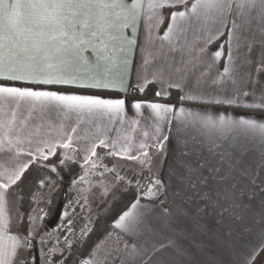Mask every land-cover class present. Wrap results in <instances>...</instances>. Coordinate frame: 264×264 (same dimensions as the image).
Returning a JSON list of instances; mask_svg holds the SVG:
<instances>
[{
	"label": "snow or ice",
	"instance_id": "1",
	"mask_svg": "<svg viewBox=\"0 0 264 264\" xmlns=\"http://www.w3.org/2000/svg\"><path fill=\"white\" fill-rule=\"evenodd\" d=\"M166 7L175 9L168 15L170 23L162 36L154 37L153 33L165 20L159 10ZM181 7L183 10H179ZM142 16L146 39L135 90L143 93L154 85L157 87L154 97L161 99L168 97L170 90H179L180 105L200 101L264 112V80L260 78L264 75V38L257 41L243 35L244 31H250L254 19L259 21L264 35V0H147V3L145 0H0V264H28L19 252L29 247V236L9 234L6 196L7 190L21 180L33 163L32 157L47 161L56 154L57 148L72 149L74 139L95 137L99 143L93 142L84 149L88 153L84 160L89 162L97 155L98 146L116 148L118 140L109 142L106 127L117 122L123 124L127 115L123 98L66 93L35 86L60 85L127 93L126 77L131 72L130 57L135 52ZM210 21L218 25L215 31L210 28ZM193 28L206 33L202 45L188 41L186 33ZM129 29L131 37L126 34ZM86 30H90L88 34L92 37L102 38L101 51L105 54L98 57L95 65L85 69V76L81 75L78 65L80 45L87 42L83 39ZM220 37H225L224 43L209 53L208 45ZM156 40L160 44L156 52H152L149 46ZM257 43L261 51L254 61L251 53ZM242 48H246L243 54L240 53ZM117 51L125 54L119 62L115 57ZM224 56L226 63L221 71L217 61ZM100 60L104 61L103 67ZM120 63L124 66L123 75L112 70ZM245 67L248 70L242 72ZM209 79L219 91L205 100L202 85ZM249 88L250 91L246 90ZM248 96L255 97L258 102L244 103L243 98ZM145 106L151 110L153 143L140 142V155L137 156L129 154L132 137L125 136L129 142L112 154L125 155L142 167L148 165L151 172L152 157L145 149L155 148L154 155L161 159L166 157L175 121L176 148L168 175L169 180H175L179 186L176 194L192 190L200 199L218 208L221 214L238 215V210L244 207L239 202L240 197L248 193L230 181L235 180L237 174L246 177L253 196L257 181L264 185V152L257 171L245 164L247 149L240 143L243 137L257 140L264 146V116L234 118L153 101L132 104L138 113ZM139 123L138 119L131 121L132 125ZM143 136L149 137V132L144 131ZM25 144L29 146L27 149L23 147ZM21 154L28 159L21 161ZM65 160H72V156L65 153L59 163L64 164ZM95 166L92 162V167ZM158 168L157 164V171ZM52 170L55 171V167ZM209 178L217 181L218 186L208 188ZM39 183L43 186L44 180ZM164 188L165 182L154 174L142 195L157 198ZM162 211L168 215V209ZM145 215V206L137 198L115 221L116 229L136 238L131 244L124 242L128 250L126 264H154L156 253L168 246L149 243L148 239L140 242L147 228ZM37 226L33 217L30 231L35 232ZM116 240L121 241L119 234ZM171 243L169 241V245ZM261 253H264V243L252 249L244 264H255ZM89 257L81 264H107L100 244Z\"/></svg>",
	"mask_w": 264,
	"mask_h": 264
},
{
	"label": "crops",
	"instance_id": "2",
	"mask_svg": "<svg viewBox=\"0 0 264 264\" xmlns=\"http://www.w3.org/2000/svg\"><path fill=\"white\" fill-rule=\"evenodd\" d=\"M145 3H147V0H145ZM173 10L175 9H170L167 7L159 10L165 16V20L160 28L153 33L154 37L163 35L166 27L170 23L168 15ZM179 10H183V8L181 7ZM209 26L213 31H215V28L218 27V25H213L211 21L209 22ZM89 31L90 30L85 31L83 39L87 42L82 43L79 50L80 60L78 67L81 69V75L85 76L87 75L85 69H87L90 65H95L98 62V57L105 54L101 51L102 38L92 37L88 34ZM126 34L131 37V29L127 30ZM225 35H227V33H225ZM243 35L257 41H259L261 38H264V35H262L260 31L259 21L254 19L252 21L250 31H244ZM186 36L189 42H195V44L199 46L203 44L206 33L200 32L193 28L189 29V31L186 33ZM145 39V18L142 16L140 27L136 36L137 43L135 45V52L130 57L131 72L126 77L127 87L129 89L127 93H121L116 90L75 88L72 86L60 85L35 86L42 87L46 90L64 91L66 93L99 95L104 98L114 99L123 98L126 102L127 115L125 117L124 123L121 124L117 122L113 125H107L106 127L109 142L118 140L115 149L111 147L98 146L96 149L97 155L91 157L89 162H85L84 156L88 155V153L84 150L85 147L89 146L93 142L97 144L99 142L98 140H95V137H90L88 140L74 139V147L72 149L65 150L62 148H57L56 154L50 156L49 159L56 155H59L61 158H63L64 154L67 153L68 155L72 156V160H65L66 162L78 163L84 168H86L88 164L95 159L97 161L102 160L100 159L101 156H105V159L111 158L113 160L138 163L135 160L127 159L125 155L112 154L113 152H119L120 148L129 142L124 139L125 136L132 137L130 141L132 148L129 154H134L137 156L140 155V150L138 148L140 142H144L149 145L153 143L151 139L153 131L151 127L152 119L150 118L151 110L146 106L142 107L140 110V113H142L141 115L136 109L132 107V104L135 101L171 103L177 105L178 107L184 106L186 108H191L193 111L211 112L214 115L224 114L234 118H239L240 116H244L245 118H258L264 116L263 114H258V110L256 109L236 107L227 104H211L202 103L200 101H187L183 105H180L178 103L179 101L177 100L181 93L176 89L170 90V95L163 99L159 97H154V99L138 98L137 96L143 95L148 90H151L153 95L157 90V87L154 85L149 86V88L143 93L135 90L136 73L140 71L142 55L144 54ZM224 40L225 37H220L219 39L214 40V42L208 45L207 51L209 53L216 51L219 46L224 43ZM159 44L160 41L156 40L153 45L149 46V50L156 52ZM115 46L117 49L119 48L118 43ZM224 51L227 52V45H225ZM245 51L246 48L240 49L241 54H243ZM260 51L261 46L259 43L255 44L251 53V57L254 61L258 58ZM124 55L125 54H121L117 51L115 53L117 62L121 61L124 58ZM176 55L178 59L179 56L178 54ZM99 62L103 67L104 61L100 60ZM239 62L240 61L238 60L237 63ZM225 63L226 56L221 57V59L217 61V65L220 67L221 71ZM112 70L113 73H120L121 75L124 74V66L122 63H120L119 67H113ZM247 70V67H245L242 72ZM260 78L264 80V75H262ZM191 79L192 78H190V81ZM12 83L16 84V86H25L22 85L21 82ZM202 90L205 92V100H210L213 96L217 95L219 88L216 85H212L209 79L208 83L202 85ZM246 90L250 91V88ZM101 92H114L117 94V96H108L101 94ZM257 95H259V93H257ZM220 98L223 97L221 96ZM243 99L244 103L246 104L258 102V100L252 96L244 97ZM241 110L252 112H242ZM135 119L140 120L138 125L131 124V121ZM175 123V121L172 123L170 139L167 144L168 155L166 157L161 159L159 156L154 155L156 151L155 148L150 147L145 149V151H148L152 157V170L154 171V174H158L160 179L165 182V188L163 194L157 198H149L142 195L139 196L141 205L145 206V221L147 225V228L144 230V235L139 238L140 242L143 243L145 239H148L149 243H164L165 245H168L160 252L156 253V255L153 257L154 264H244V261L252 249L257 248L262 243H264V185H260L258 180V187L255 191V195L253 196L251 195L252 186L248 184L246 177L237 174L235 180L230 181V183H237L240 187L244 188L245 192L248 193V195L240 197L239 202L244 207L241 210H238V215L229 212L221 214L218 208H214L208 202L200 199L198 195L194 194L192 190L181 192L179 195H177L176 193L179 186L175 180L170 181L168 175L169 165L172 162L176 148L177 133L175 130ZM81 127L86 126L82 125ZM133 128L135 131H132ZM92 131L95 132V129L92 128ZM144 131L149 132V137L146 138L143 136ZM80 134L82 135L83 133ZM240 143L244 144L247 149V153L244 158L245 164L250 168H255L257 171H259L258 164L261 153L264 152V146H262L257 140L245 139L243 137L240 139ZM23 147L27 149L29 146L25 144ZM27 159L28 157L26 155L21 154V161H26ZM141 159H143V157H141ZM32 160L33 163L29 165L28 169H30L32 166H41V163L44 162V160L38 159L36 156H33ZM157 164L159 165L158 171ZM148 167V165H145L142 168L147 169ZM28 169H26L25 172ZM205 175L209 174L205 172ZM18 183L19 181L16 185H13L7 190L6 199L9 219V234L29 236V247L20 250L19 255L23 259H26L28 264H39V259L42 261L44 260L43 255L45 248L43 241L47 239V236H49L48 238L52 236V231L42 234L41 232H39L40 234L37 232V234L36 232L30 231L31 225L26 232L24 231L23 227L21 226L20 214L17 210L18 199L16 195V188ZM215 186H218L217 181L209 178L207 187L213 188ZM122 191L123 190L121 188V192ZM197 191H199V189ZM95 201H93V203H95ZM13 203L16 205V208L14 205V210L12 209L13 206H11ZM86 207L87 209L89 208L88 205ZM163 209H168V215H164L162 211ZM201 209H203V211H201ZM87 211L83 214H80L82 220L78 218L79 215L76 217V223H81L84 220H92L93 215H90L89 210ZM149 229H151V231H149ZM116 231L120 236H124L125 239H129L130 244L136 240L134 237L130 238L127 234L121 233L119 229H116ZM40 241H42V243ZM169 241H172L170 245ZM127 252L128 250L126 249L122 251L117 264H126ZM58 253L54 254V258L51 261H46V263L58 264L61 260L60 256L58 255L63 254L62 250ZM255 264H264V253H261L257 257Z\"/></svg>",
	"mask_w": 264,
	"mask_h": 264
},
{
	"label": "trees",
	"instance_id": "3",
	"mask_svg": "<svg viewBox=\"0 0 264 264\" xmlns=\"http://www.w3.org/2000/svg\"><path fill=\"white\" fill-rule=\"evenodd\" d=\"M101 94L117 96L114 92H101ZM137 97L140 99H154L151 90ZM257 113L264 115V112L261 111H257ZM81 174L82 167L74 162L68 163L66 166L57 164L54 173L48 172L47 169L41 166H32L24 173L17 185L16 195L18 199L17 210L20 214L21 226L25 232L28 230L31 217L39 212L45 213V229L50 231L47 223L54 217L64 191H67L68 198L72 196L74 193V183L81 177ZM41 180H44L43 186L39 183ZM134 182L126 186L122 192L118 193V197L109 200V203L93 215L92 220H89L93 226L92 230L82 242L73 247V254H68L62 250L66 264H77L80 256L86 258L92 252L95 245L109 240L113 241V250L117 253L110 260H107V264L118 263L122 251L125 250L124 242L130 244V240L121 236V241L118 242L116 236L119 233L116 231L114 225L118 216L137 199L138 192L134 188ZM80 214L78 218L82 220ZM75 224L78 225L79 223L75 222Z\"/></svg>",
	"mask_w": 264,
	"mask_h": 264
},
{
	"label": "rangeland",
	"instance_id": "4",
	"mask_svg": "<svg viewBox=\"0 0 264 264\" xmlns=\"http://www.w3.org/2000/svg\"><path fill=\"white\" fill-rule=\"evenodd\" d=\"M61 159L63 158H61V156L59 155L53 156L47 161L42 162L41 167L47 169L48 172L54 173L55 171H53L52 169L53 167H55V170H56V165L60 164L59 161ZM100 159L102 160L97 161L95 159L92 161V162H95V165H96L95 167H92V162H90L86 168L82 167L81 176L84 177V180H81L79 178L74 183V193L72 196L68 198L70 199L74 196L80 197L85 202L86 206L87 205L89 206V208L86 209V211L89 210L90 215H94L95 212L97 213L98 210H100L101 208H103V206H105L107 203L110 202L109 200H112L115 197H118V193L121 192V188L122 190H124L126 186L134 182L143 173H150L152 178L154 177L153 170L150 172L148 168L147 169L142 168L139 163H135V162L131 163V162L122 161V160H113L111 158L105 159V156H101ZM68 163L69 162L65 161L64 164H60V165L66 166ZM137 195H138L137 198H139L140 194L137 193ZM93 201H95V203H93ZM14 205H15L14 203L11 204V206H13L12 208L13 210L16 208V205H15V208H14ZM33 217L36 218L37 220L36 224L38 225L35 232L36 233L41 232V234L45 232L48 233L49 231L45 229V223H44L45 213L39 212L33 215L31 217L29 227L31 225ZM58 233H59L58 229L55 228L54 230H52V236L50 238H48L49 236H47V239L43 241L45 250L47 249L48 244L51 242V239L54 236H57ZM41 238H42V235H41ZM40 242L42 243V241ZM112 243L113 241L109 240V241H104L100 244L103 250V254H106L107 256V260H110L117 253L116 251L113 250ZM95 247L96 245L94 246L92 251L95 249ZM60 248L62 250V247ZM61 250H59L58 252H61ZM54 256L55 255H53V258ZM58 256H60V259H61L58 264H66L64 255L61 254ZM81 258L89 259V256H87L86 258L80 256L79 259ZM46 261L47 260L42 261L41 259H39V262H40L39 264H47Z\"/></svg>",
	"mask_w": 264,
	"mask_h": 264
},
{
	"label": "built area",
	"instance_id": "5",
	"mask_svg": "<svg viewBox=\"0 0 264 264\" xmlns=\"http://www.w3.org/2000/svg\"><path fill=\"white\" fill-rule=\"evenodd\" d=\"M151 179L152 176L150 173H143L140 175L134 182L135 190L139 194H142L143 190L148 187ZM86 209V204L80 197L74 196L66 201L62 210L60 222L56 227L59 233L57 236H54L48 244L43 255L44 260H52L53 255L61 250L60 247L68 254H73V247L82 242L93 227L89 220H84L78 225L75 224L76 217L80 213H85ZM53 249H55V251H52ZM82 260L85 259H78L77 264H81Z\"/></svg>",
	"mask_w": 264,
	"mask_h": 264
},
{
	"label": "water",
	"instance_id": "6",
	"mask_svg": "<svg viewBox=\"0 0 264 264\" xmlns=\"http://www.w3.org/2000/svg\"><path fill=\"white\" fill-rule=\"evenodd\" d=\"M67 198L68 195H67V191L65 190L63 193V197L55 211L54 217L47 223V227L50 231L54 230L58 226L62 215V210L67 201Z\"/></svg>",
	"mask_w": 264,
	"mask_h": 264
}]
</instances>
